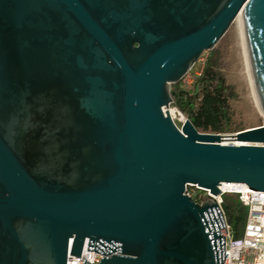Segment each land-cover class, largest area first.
Segmentation results:
<instances>
[{"label": "water", "instance_id": "water-1", "mask_svg": "<svg viewBox=\"0 0 264 264\" xmlns=\"http://www.w3.org/2000/svg\"><path fill=\"white\" fill-rule=\"evenodd\" d=\"M237 14L264 116V0H0V264L85 238L119 243L99 264H218L214 199L182 191H264V123L200 133L166 107Z\"/></svg>", "mask_w": 264, "mask_h": 264}, {"label": "built area", "instance_id": "built-area-1", "mask_svg": "<svg viewBox=\"0 0 264 264\" xmlns=\"http://www.w3.org/2000/svg\"><path fill=\"white\" fill-rule=\"evenodd\" d=\"M166 111L173 125L179 129V124L186 119L185 116L171 103L166 107ZM217 191L219 193L215 196L207 189H201L193 184L186 185L182 193L196 203L203 202L206 194L214 199L216 207L207 208L203 213V219L206 224L204 232L207 233L218 264H264V191L250 190L245 185L232 182L219 183ZM224 194H235L239 203L246 207L245 222L240 237L232 238L230 227L224 218L220 205ZM118 246L119 243L115 241L108 243L100 240L96 243L85 238L78 255H70L67 248L64 264H99L104 257L119 254Z\"/></svg>", "mask_w": 264, "mask_h": 264}, {"label": "trees", "instance_id": "trees-1", "mask_svg": "<svg viewBox=\"0 0 264 264\" xmlns=\"http://www.w3.org/2000/svg\"><path fill=\"white\" fill-rule=\"evenodd\" d=\"M223 81L215 58L207 55L199 68V73L193 75L192 82L186 90L181 88L179 81L170 85L176 94L171 105L175 106L196 129L227 133L230 119L228 99L232 98L233 90ZM220 205L232 238L240 237L244 227L246 207L239 203L235 194L222 195Z\"/></svg>", "mask_w": 264, "mask_h": 264}, {"label": "rangeland", "instance_id": "rangeland-1", "mask_svg": "<svg viewBox=\"0 0 264 264\" xmlns=\"http://www.w3.org/2000/svg\"><path fill=\"white\" fill-rule=\"evenodd\" d=\"M207 55L215 58L218 70H220L224 78V84L230 85L233 90L232 98L228 99V110L230 111V119L228 121L229 131L227 133H218H221V135L229 134L237 130L240 131L243 128L263 124L264 116L254 103L245 73L242 41L239 29L234 20L226 27L224 34L214 42L212 49L202 51L198 55L197 61L180 78L179 85H181V88L186 90L190 86L189 84L192 82L193 75L199 73V68L203 65ZM176 125L178 124L176 123ZM197 130L200 133L212 132L209 129Z\"/></svg>", "mask_w": 264, "mask_h": 264}, {"label": "bare ground", "instance_id": "bare-ground-1", "mask_svg": "<svg viewBox=\"0 0 264 264\" xmlns=\"http://www.w3.org/2000/svg\"><path fill=\"white\" fill-rule=\"evenodd\" d=\"M234 21L237 24V27H238L239 32H240V38H241V41H242L243 58H244L245 70H246L245 73L247 75V79H248V83H249V86H250L252 98L254 100V103H255L256 107L258 108L259 105H258V102H257V98L254 95L255 92H254L253 85H252V82H251L252 79H251L250 69L248 68L249 67L248 59H247V56L245 54L246 53V48H245V42H243L244 35H243V29H242V19H241V16H239V14H237V17L234 19ZM260 112H261V110H260ZM221 140H223L222 143H221ZM219 142H220V144H226V145H229V144H234V145L240 144V142H236V140H234L233 138H230V137L227 138L225 136L220 137Z\"/></svg>", "mask_w": 264, "mask_h": 264}, {"label": "crops", "instance_id": "crops-1", "mask_svg": "<svg viewBox=\"0 0 264 264\" xmlns=\"http://www.w3.org/2000/svg\"><path fill=\"white\" fill-rule=\"evenodd\" d=\"M256 126V125H255ZM252 127V126H251Z\"/></svg>", "mask_w": 264, "mask_h": 264}]
</instances>
